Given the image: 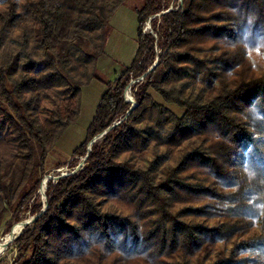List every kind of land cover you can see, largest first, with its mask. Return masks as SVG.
Returning <instances> with one entry per match:
<instances>
[{
	"label": "trees",
	"instance_id": "obj_1",
	"mask_svg": "<svg viewBox=\"0 0 264 264\" xmlns=\"http://www.w3.org/2000/svg\"><path fill=\"white\" fill-rule=\"evenodd\" d=\"M125 1L0 0L3 236L39 215L11 264H264V70L240 68L264 57V0H141L133 60L69 167L84 164L47 183L40 214L43 163Z\"/></svg>",
	"mask_w": 264,
	"mask_h": 264
},
{
	"label": "rangeland",
	"instance_id": "obj_2",
	"mask_svg": "<svg viewBox=\"0 0 264 264\" xmlns=\"http://www.w3.org/2000/svg\"><path fill=\"white\" fill-rule=\"evenodd\" d=\"M141 5V0H126L111 17L107 27L108 34L104 47V55L98 60L97 63L96 75L98 76L100 81H92L89 85L81 89L80 107L77 120L72 126L67 128L54 148L47 155L42 166L44 172L41 178L40 187L45 177L57 178L61 176V174H69L83 160V157L77 158L75 159L76 162L72 164L73 167H69L71 166L69 165V163H71L72 161L71 156L73 150L83 142L86 136L87 128L93 119L96 104H98L100 97L105 91V83L111 81L114 78V73L119 72L122 68L129 66V64L133 60L136 49L137 32V19L135 12L141 7ZM147 25L149 26L146 21L142 29L143 33L149 31L147 30ZM247 49L248 51L244 49V52H253V50L249 48ZM257 57L258 59H256V61L252 63L243 61L240 66L242 70L241 72H245L246 74H255L263 71L264 57L262 54L260 56L257 55ZM244 59L245 58H243V60ZM127 96L132 98L130 92L126 93L125 98ZM57 164L61 166L59 168H56ZM61 169H63L65 172H56V170ZM37 193L39 199L38 201L40 202V204L42 203L43 206L45 193L43 196H41L38 191ZM23 217L25 219L29 218L28 213H26ZM4 224L5 223L0 225V239L3 237ZM15 255L16 250L11 243L8 246L4 256L0 257V264H11ZM206 257L210 259V257H213V254H208ZM146 262L147 261L145 260H130L115 255L113 257H110V259L107 260L106 264H154L151 262Z\"/></svg>",
	"mask_w": 264,
	"mask_h": 264
},
{
	"label": "bare ground",
	"instance_id": "obj_3",
	"mask_svg": "<svg viewBox=\"0 0 264 264\" xmlns=\"http://www.w3.org/2000/svg\"><path fill=\"white\" fill-rule=\"evenodd\" d=\"M128 97V96H127ZM59 173H64L65 171L63 169L58 171ZM46 179L44 178V180L42 181V185H41V190L39 191V194L42 196L44 194V192L46 191ZM28 219V218H27ZM26 219V220H27ZM24 229L23 223H17L15 224L10 233L6 234L5 236H3L0 239V257L4 256L8 246L14 241V239L16 237H18V235L22 232V230ZM5 243H8V246H5Z\"/></svg>",
	"mask_w": 264,
	"mask_h": 264
},
{
	"label": "water",
	"instance_id": "obj_4",
	"mask_svg": "<svg viewBox=\"0 0 264 264\" xmlns=\"http://www.w3.org/2000/svg\"><path fill=\"white\" fill-rule=\"evenodd\" d=\"M169 10H170V9H169ZM159 16H160V14L157 15V17H159ZM150 20H151V18L147 20L148 23L150 22ZM155 64H156V62L153 63V65L148 69L147 72H149L150 70H152V68L155 66ZM125 101H128V100H125ZM134 105H135V103H133V105L130 107L129 110H131V108H133ZM115 125H116V124H115ZM113 126H114V125H113ZM108 130H109V129H108ZM108 130H106L103 134L99 135V136H98L97 138H95L91 143H89L88 148H87V152L90 150V146H91V144L94 143L97 139L101 138L104 134H106V132H107ZM84 161H85V157H84L83 160L78 164V166L74 169V172H76V171H78V170H80V169L82 168V166H83V164H84ZM64 176H67V175H64ZM64 176H59V177H57V178H55V179L58 180L59 178L64 177ZM40 190H41V187H39L38 191H40ZM45 209H46V204H45V201H44L43 206H42V209H41V211H40V214H42V213L45 211ZM38 216H39V215H35V216H32V217H29L27 220L25 219V220L21 221L20 223H23V226H24V228H25L26 226H29L30 224H32V223L34 222V220H35ZM11 229H12V228H11ZM10 231H11V230H10ZM9 233H10V232H9ZM20 234H21V233H20ZM18 236H19V235H18ZM16 238H17V237H16ZM16 238H15V239H16ZM15 239H14V240H15ZM8 245H9L8 243H5V246H8Z\"/></svg>",
	"mask_w": 264,
	"mask_h": 264
},
{
	"label": "built area",
	"instance_id": "obj_5",
	"mask_svg": "<svg viewBox=\"0 0 264 264\" xmlns=\"http://www.w3.org/2000/svg\"><path fill=\"white\" fill-rule=\"evenodd\" d=\"M147 23H148V21H147ZM148 24H149V23H148ZM146 27H147V30H149V31H146L145 33H147V32H151L149 26L147 25ZM127 92H130L129 89L126 90V92H125V96H126V93H127ZM128 98H129V99H128ZM125 100H128V101H126V102H129V103L131 104V106L133 105V100H132V98H130V97H126ZM58 171H59V170H56V172H58ZM73 173H75V172H74V169L72 170V172H70L69 174H65V175H71V174H73ZM61 176H64V175L61 174ZM45 179H46V182H48V181L55 182V181H56L55 178H51V177H49V178H46V177H45ZM38 192H39V191H38ZM44 193H45V192H44ZM43 195H44V194H43ZM43 195H42V196H43ZM44 201H45V197H44ZM44 201H43V203H44Z\"/></svg>",
	"mask_w": 264,
	"mask_h": 264
},
{
	"label": "crops",
	"instance_id": "obj_6",
	"mask_svg": "<svg viewBox=\"0 0 264 264\" xmlns=\"http://www.w3.org/2000/svg\"><path fill=\"white\" fill-rule=\"evenodd\" d=\"M117 73H118V72L114 73V78L116 77V74H117ZM114 78H113V79H114ZM113 79H112V80H113ZM112 80H111V81H112ZM96 106H97V104H96ZM95 109H96V108H95Z\"/></svg>",
	"mask_w": 264,
	"mask_h": 264
}]
</instances>
